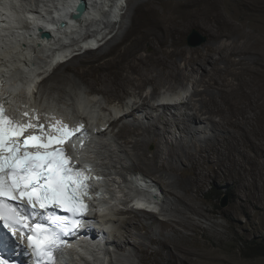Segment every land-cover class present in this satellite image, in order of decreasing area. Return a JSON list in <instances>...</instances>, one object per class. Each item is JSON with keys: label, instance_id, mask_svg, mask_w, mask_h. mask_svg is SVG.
<instances>
[{"label": "bare ground", "instance_id": "bare-ground-1", "mask_svg": "<svg viewBox=\"0 0 264 264\" xmlns=\"http://www.w3.org/2000/svg\"><path fill=\"white\" fill-rule=\"evenodd\" d=\"M86 1L87 18L84 16L80 19V25L68 27L66 30L57 29L52 34V29L50 31L40 27L42 25L33 16L37 12L42 13L44 7L50 8L51 5H43L38 11H34L35 4H19L20 0H0V96L9 101L5 107L17 120L21 119L22 112L27 111L30 117L38 118L34 122L38 121L45 126L55 123L56 120L69 126L82 123L83 135L81 137V134L77 133L73 144L82 157L86 153L84 146H88L93 160H85L84 165L89 167L93 174H97L98 168L102 169L103 175L108 178L125 177L126 171H141L156 183L163 197L158 210L163 218H158L157 212L134 210L130 212V216L118 220L117 230L110 244L114 246L112 252L120 255L122 262L157 264L165 258L174 261L178 258L182 264L195 257L196 261L206 264H233L232 257L222 255L221 250L214 249L209 240L202 241L198 238L196 231L201 225L193 220V215L209 219L212 216L210 213L215 212L206 206L205 198L199 196L210 178L240 184L247 193V200L251 199L248 190H254L251 192L254 195L258 191L264 193V173L259 174L254 170L258 164L264 171V143H261L264 141V132L259 134L255 130L257 115L247 114L246 110L239 106L248 94L243 88L247 81L242 79L241 75L237 78L242 71L248 72L253 64L261 63L262 55L255 51L254 47H247L248 44L244 42L243 47L239 46L237 41L242 34L236 38L237 31H230L235 30L232 24L224 26L225 28L220 25L215 27L204 17L201 18L202 21L194 20L188 24L186 18H181L176 13H159L155 6L159 2L168 10L170 5L183 6L196 0H126L131 2V5L124 15L121 12L124 5L118 10V6L110 8L109 16L113 18L114 23L108 17L105 20L101 15L98 0ZM225 1L232 3L236 0ZM245 2L247 3L244 0L235 4ZM60 4L56 13L65 18L67 13L74 9L76 0L62 1ZM143 14L150 15L152 23L156 26L154 31L150 30L144 37V43L152 47L151 52L143 54L122 50L119 55L124 54L123 57L106 59L97 65L91 62L88 69L79 72H69V62L74 59L81 60L87 54L95 53L97 49L74 55L56 69L47 65V60L51 59V50L58 49L61 42L70 38L74 40L76 35L82 34L83 24L86 26L88 23L100 32L104 29L105 32L107 29L110 33L115 32V39H126L138 26L139 18ZM191 27H199L207 35L208 42L203 46L205 52L200 48L187 49L183 46V34ZM39 30L50 33L47 43L38 39ZM223 36H226L228 41L224 40ZM231 38L233 41L229 42ZM111 50L101 51L98 56L101 57ZM74 51L76 49L62 56H70ZM214 53L219 54V57H213ZM232 56L237 58L233 59ZM208 62L212 63L210 68L206 65ZM220 64L223 66H219ZM232 65H237V68L233 69ZM200 68L203 73H207L208 80L204 79V74H198ZM48 69L53 71L52 75L51 72L48 73ZM218 72H231L232 76L238 79V83L228 87L232 80L222 78L220 74L216 79ZM195 74L199 77L193 78ZM88 76H92V79ZM40 77H44L43 80H40ZM48 79L53 82L49 87L50 92L44 94V83ZM183 79H190L192 87L187 86L185 90L178 91L177 84ZM82 82L90 93L80 86ZM201 84L204 86L202 90L199 89ZM214 84H217L218 97L211 90ZM96 85L99 87L96 88ZM147 85H151L152 90L145 92ZM159 87L163 88L162 92H158ZM26 92H29L33 99L27 98ZM121 92L125 94L124 97ZM99 93L109 101V105L103 98L93 96ZM168 94L171 95L170 98H167ZM116 99L118 102L114 103ZM171 121L179 135L170 130ZM115 123H120L116 132L110 129ZM94 128H97V132L92 134L91 130ZM81 138L83 146L80 143ZM98 138L104 141H99ZM186 138L188 143L184 141ZM239 142L248 148H258L262 161L256 160L255 165H250L244 170L240 166L243 161L241 158L245 157L247 163L251 164L248 158L255 157L249 156V152L244 151L241 146L236 150ZM161 143L165 145V149ZM148 145H154V150L149 151ZM233 150L238 154L233 153ZM126 160L130 162L127 163ZM182 163H186L187 167H181ZM98 183L96 179L95 188ZM93 192L96 193L95 211L99 210L100 214L97 205L99 195L94 188ZM236 197L235 205L225 210L232 215V224L234 221L238 222L234 209L241 207L247 211L244 207L251 203ZM192 200H200L201 203L196 201L195 204L190 202ZM181 213L188 214L189 220L183 222L177 219ZM236 214L238 215L237 211ZM96 219V222L84 224L93 228L99 226L102 229L100 235H85L81 241L76 240L80 241V250L69 252V255L61 254L64 261L58 258L55 264H87V259L92 258H98L100 264L105 263L103 259L108 258L109 251H103L102 257L96 252V246L101 245L107 233L108 236L111 235V230H108V223L104 224L100 216H96ZM215 225L221 226V223L213 221L212 226ZM180 227L193 233L184 232ZM168 228L170 231L165 234L164 230ZM168 238L178 240L170 245ZM187 243L194 245L197 250L188 251L184 247ZM153 244L156 246L153 247ZM72 248V242L66 245L67 250ZM180 251L183 255L178 256ZM111 264L123 263L114 258L111 259Z\"/></svg>", "mask_w": 264, "mask_h": 264}, {"label": "rangeland", "instance_id": "rangeland-1", "mask_svg": "<svg viewBox=\"0 0 264 264\" xmlns=\"http://www.w3.org/2000/svg\"><path fill=\"white\" fill-rule=\"evenodd\" d=\"M242 1L244 0H236V1H232V3H229V2H226L225 0H196L195 2L191 4H186L183 6L176 5V4L170 5L168 10L166 8H163L159 4V2L156 3L155 6L159 13H165L169 15L176 13V15H178L179 17L186 18L188 24L189 22L194 21V20L202 21L201 18L203 17L210 20L214 26L220 25L222 26V28H225L224 26H228L232 24L231 26H233L235 30L230 29V31L231 32L237 31L236 34L238 35H236V38H238L242 34L240 36L241 38L239 37V41H237L239 46L243 47V44L246 43L248 44L247 47H254L255 51L259 52L262 55L260 56V61L262 59L261 63L257 65L253 64L252 68H250L248 72L242 71L237 76L238 78L241 75V78L247 81V83L243 86V88L245 89L244 92L248 94V97L245 100H243V102L240 103L239 106L240 107L242 106L246 110L247 114L255 113L257 115V116L255 115L256 116L255 117V130L257 133L262 134L264 132V0H258V2L245 0L247 1V3L245 2V3L238 4V5L235 4V3L242 2ZM126 3H127V6H126L125 11L123 12V15L125 14V12H128L127 10H129V5H131V2L129 3V1H127ZM121 12H122V9H121ZM152 16L155 17L156 15H152ZM123 19H125V17H123ZM152 22L153 21H151L150 15H144V14L141 15L138 21V26L135 27L131 35L129 34V36L126 39H123L122 37L115 39L114 37L115 32H112L114 33L112 36L113 38L112 37L109 38L108 39L109 41L108 40L106 41L108 43L105 42L106 44L105 43L101 44V46L99 47V49L95 51V53L87 54L86 56L82 57L81 60L74 59L73 61H70L69 62L70 68L68 69L69 72L73 70H76L78 72L82 70H86L91 65V62L97 65L98 62H103L106 59L109 60L114 57L120 58V56L122 55H119V54L122 50H124V52L126 50L133 51V52L137 51L143 54L151 52L152 47L149 46V44L144 43V40L146 39V38L144 39V37L146 34L150 33V30L154 31L156 29V26ZM240 27L241 29L242 28L243 29L241 30ZM192 30H195L197 33L193 37V41H198L200 40L201 37H205V41L199 44L198 46L188 45L187 38ZM106 31H109V30L107 29ZM223 38L224 40L228 41V39H226V36H223ZM246 40L248 41L246 42ZM232 41H233V38L229 39V42H232ZM207 42H208L207 35L199 27L189 28L183 34V37H182V44L187 49L200 48L202 52H205V49L203 46ZM109 50H111L109 53H106L105 55L101 57L98 56L99 52L101 51L108 52ZM213 57L217 58L219 57V54L214 53ZM232 58L234 59L237 57L232 56ZM220 62L221 61H219V63ZM181 64H183L182 61H181ZM206 65L210 68L212 63L208 62L206 63ZM219 66H223V64H220ZM232 67L233 69L237 68V65H232ZM68 70H65V72H67ZM52 72L50 75L53 74ZM201 73L205 75L204 79L208 80L207 73H203L202 68L199 69L198 74L200 75ZM219 74H220V77L222 78L232 80L231 84L228 86L230 88L235 86L238 83V79L234 78L231 72H218L215 75L216 79ZM89 77L90 76H88V78ZM197 77L199 76L195 74L193 78H197ZM43 78H41L40 80H43ZM90 78L92 79V76ZM52 82L53 81L49 79L46 80V82L44 83V85H46L44 94H47L48 92H50L49 87ZM41 84H43V82ZM80 86L84 90H86L87 93H90L85 83L82 82ZM177 86H179L178 91H183L185 90L187 86L192 87V84H191L190 79H183V81L177 84ZM216 86L217 84H214V86L211 87V90H213L216 94L215 96H217ZM98 87L99 85H96V88ZM199 89L201 90L204 89L203 84L199 86ZM151 90H152L151 85H147L144 91L148 92ZM162 91H163V88L159 87L158 92H162ZM121 95L122 97L125 96L123 92H121ZM97 97L103 98V95L99 93ZM198 97L200 98V96ZM104 100L105 99L103 98V101ZM105 102L108 105L110 104L109 101L107 100H105ZM113 102L117 103L118 100L116 99ZM168 116L170 117V115ZM170 118L172 119V117ZM130 119H133V117H130ZM172 124L173 123L171 121V123L169 124L170 130L173 131L176 135H179V132L176 126L174 127ZM119 126H120V123H115L111 125L110 129H114V131L116 132L119 130ZM98 140L104 141V139H99V138ZM187 140L188 139L186 138L184 141L187 142ZM258 141L259 140H257V142ZM261 143H264V141H261ZM162 144L163 143H161L162 148L165 149V145L163 146ZM240 146L242 147L244 151L249 152V156L255 157L254 159L247 157L248 160L251 161V164L247 163V161L245 160V157L241 158V160L243 161H241L240 166L244 170L246 168L248 169L250 165H255L256 160H258L259 162L262 161L263 159L262 155H261L262 159L259 158L260 151L258 148H255V147L248 148V147H245L243 144H241V142H239V144H237L236 150H238ZM147 149L149 151H153L154 145H148ZM233 153H235V150H233ZM235 154H238V153H235ZM148 155H150V152H148ZM126 162L129 163L130 161L126 160ZM181 167H187V164L182 163ZM243 169H241V171H244ZM254 170L259 174L264 173V171L261 170V167H259L258 164L254 167ZM250 178H251V174H250ZM257 179L260 180L259 177ZM251 192H254V190H248V195L249 197H251V199L247 200V196H246L247 193L240 186V184L235 185L230 181H219L215 178H210L208 179L207 183L204 185L203 189L199 193V196L204 197L207 202L206 206L211 210L214 209L215 212L210 213V215L212 216L209 219L198 218L197 216L193 215V220L198 222L201 225V227L197 229L196 231L198 238L202 241L206 239L209 240L212 243L214 249L217 248L221 250L222 255L232 257L233 264H264V193L258 191L256 192V195H254ZM236 196H239L244 201H251V203L248 204L247 207H244L246 208L247 211L243 210V208L241 209V207H237L236 209H234L235 215L238 218V222L234 221L232 224V220H233L232 215L230 213H227L225 210L235 205V200L237 198ZM225 198H226L227 203L225 206H223L221 202ZM196 201L201 203L200 200H192L190 202L197 204ZM236 211L238 215L236 214ZM130 215H131L130 213H126L125 215L123 214V217L130 216ZM156 215L158 216V218H163V216L159 214L158 212L156 213ZM188 216L189 215L186 213H181L177 216V219H180V220H183V222H186L189 220ZM213 221L221 223V226L220 225L212 226ZM180 228L184 232L193 233L189 229H184L182 227ZM169 231H170V228L164 230L165 234L168 233ZM168 239H167L168 243L169 242L171 243L170 245H172V242L178 240V239H173V238H168ZM152 246L155 247L156 245L153 244ZM111 247L113 248L114 246H111ZM184 247H186L188 251L197 250V248L194 245L189 244V243H187V246H184ZM112 254H114L113 256L110 254V257H112V259L115 258L116 260L120 261L123 264H129L127 262L125 263L122 262L123 259L121 258L120 255L117 256L116 253L114 252H112ZM181 255H183V253L180 251L178 253V256H181ZM117 257L118 258L120 257V258L118 259ZM177 259L176 261H174V260H169L165 258L162 262H158L157 264H181V260H177ZM140 264H149V263L144 262ZM182 264H206V263L202 261H196L195 257H193V260L191 261L187 260L186 263H182Z\"/></svg>", "mask_w": 264, "mask_h": 264}, {"label": "snow or ice", "instance_id": "snow-or-ice-1", "mask_svg": "<svg viewBox=\"0 0 264 264\" xmlns=\"http://www.w3.org/2000/svg\"><path fill=\"white\" fill-rule=\"evenodd\" d=\"M4 104L0 98V222L27 239L35 264H55V254L66 244L62 234L79 227L88 210L85 200L92 199L91 169L74 165L66 147L77 133L82 137L84 125L56 120L45 126L27 111L17 120L6 114ZM49 208L68 215L53 213L44 224L31 222L26 214ZM0 264L7 261L0 259Z\"/></svg>", "mask_w": 264, "mask_h": 264}, {"label": "clouds", "instance_id": "clouds-1", "mask_svg": "<svg viewBox=\"0 0 264 264\" xmlns=\"http://www.w3.org/2000/svg\"><path fill=\"white\" fill-rule=\"evenodd\" d=\"M19 1V0H18ZM62 1H69V0H20L19 4H35L36 7L33 8L34 11H38L40 7L43 5H51L50 8H45L42 13H35L36 15H33L37 18V20L40 22L42 28L48 29L51 31L52 34L56 32L57 29L59 30H66L68 27L80 25L79 20L86 17L87 12L85 11L83 15L78 18L74 19L73 16L76 13L77 5L84 1L87 4L88 1L86 0H76V4L74 6V9L67 13V16L65 18H61L56 13V8L61 6ZM91 3V1H89ZM97 5H99L100 13L105 18H109L110 21L113 22V18L109 16L111 13L110 8L112 6H118L117 10L123 6L122 8V14L126 9L127 3L126 0H98ZM120 19V18H119ZM57 22L56 24H53V22ZM64 23V26L62 25ZM87 25L83 27L82 34L76 35L74 38H70L67 41L61 42L58 46V49H52L50 52L51 59L47 60V65H51L53 69H56L59 65L62 63L70 60L74 55L81 54L83 52H86L88 50H96L98 49L101 44L105 43L109 38L113 36L114 33H108L109 31L105 32V29L103 32H100L93 27H90L91 25ZM45 32V31H43ZM41 30L38 31V39L44 40L46 43L48 42V38L42 36L43 33ZM103 38V40H101ZM101 40V41H98ZM90 45H93L91 48H88ZM73 49H76V51L73 52L70 56H62L66 52H71ZM62 56V57H60ZM51 72V69H48V73ZM47 73V74H48ZM43 78V77H41ZM40 78V79H41ZM27 98H32L31 94L29 92H26ZM98 96V95H93ZM171 95L168 94L167 98H170ZM4 101V107L9 102L5 97H1ZM6 114L12 118H14L10 113L9 110L5 107ZM60 112H57V114ZM61 114V113H60ZM15 119V118H14ZM38 123V121H37ZM97 128H94L91 130L92 134H95L97 132ZM78 136V135H76ZM75 142V137L72 138V141L70 145H67V150L69 155L73 157V164L77 165L79 167H85L84 161L88 159H92L88 146H84L86 149L85 156H80L79 150L75 148V151L72 150L71 144ZM98 140L96 143L98 144ZM88 148V150H87ZM102 170V169H101ZM98 168L97 174H93L91 172V176L93 179L89 181L92 189V199L87 200L91 203L89 206L88 212L86 214V218L83 220V224L80 226L77 232H74L71 237L68 239V243H73V248L71 250L66 249V244L60 252L56 253L57 259H61V261H64V259L61 258V254H68L69 252L78 251L80 250L78 248V244L81 241V238L85 235H100L99 233L102 231V229L99 226H95L94 228L91 225H85L84 223L88 222H96V216H100L104 222V224L108 223V230H111V235L107 233V237L103 242H101V245L96 246V252L102 256L103 251H109V253L112 255L113 248L111 247V239L114 234V232L117 230L116 226L119 219H122L123 213H130L134 210H144L147 212H158L160 209V205L162 204V197L161 193L158 189V186L155 182H153L150 178L144 176L141 171L138 172H125V177H112L108 178L103 175L104 172H102ZM95 177H99L97 188H95ZM93 188L95 191L99 194V197H97L98 202L97 205L100 209L95 211V205H96V196L93 192ZM142 205V206H140ZM31 211V210H30ZM90 211H92V214L90 215ZM43 213H47V210H42ZM125 215V214H124ZM92 222V223H93ZM80 239V241L76 242V240ZM84 244V242H82ZM90 251V250H89ZM110 254L108 258H104L103 261L104 264H111ZM103 257V256H102ZM55 260V262L57 261ZM58 262V261H57ZM87 264H100L98 258H92L87 259Z\"/></svg>", "mask_w": 264, "mask_h": 264}, {"label": "water", "instance_id": "water-1", "mask_svg": "<svg viewBox=\"0 0 264 264\" xmlns=\"http://www.w3.org/2000/svg\"><path fill=\"white\" fill-rule=\"evenodd\" d=\"M86 3L84 1L80 2L78 5H77V8H76V13L75 15L73 16L74 19H78L80 18L83 13L86 11ZM62 25L64 26V23H62ZM196 31L195 30H192L191 33L188 35V45L190 46H198L199 44H201L202 42L205 41V37H201L200 40L198 41H193V37L196 35ZM42 36L46 37V38H50V33L48 31H45L42 33ZM227 203L226 201V198L223 199V201L221 202V204L223 206H225Z\"/></svg>", "mask_w": 264, "mask_h": 264}]
</instances>
